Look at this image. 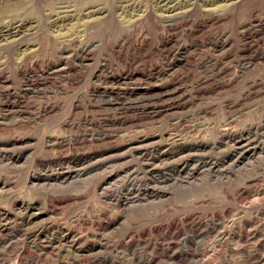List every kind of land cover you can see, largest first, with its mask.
Segmentation results:
<instances>
[{
    "label": "rangeland",
    "instance_id": "rangeland-1",
    "mask_svg": "<svg viewBox=\"0 0 264 264\" xmlns=\"http://www.w3.org/2000/svg\"><path fill=\"white\" fill-rule=\"evenodd\" d=\"M0 264H264V0H0Z\"/></svg>",
    "mask_w": 264,
    "mask_h": 264
},
{
    "label": "bare ground",
    "instance_id": "bare-ground-1",
    "mask_svg": "<svg viewBox=\"0 0 264 264\" xmlns=\"http://www.w3.org/2000/svg\"><path fill=\"white\" fill-rule=\"evenodd\" d=\"M170 2H171V1H170ZM170 2L167 1L166 4L168 5ZM164 3H165V2H164ZM164 5H165V4H164ZM164 5H163V6H164ZM164 7H165V6H164ZM171 8H172V7H171ZM179 8H180V7H179ZM167 9H169V8H167ZM174 11H175V10H174ZM60 26H61V25H60ZM8 34H9V33H8ZM10 34H11V33H10ZM7 41H8V40H7ZM209 227H210V226H209ZM212 231H213V230H212ZM219 238H220V237H219ZM219 238H218V239H219ZM192 239H193V238H192ZM220 244H221V243H220ZM220 244H219V245H220ZM219 250H220V249H219ZM214 251H215V250H214ZM201 262H202V261H201Z\"/></svg>",
    "mask_w": 264,
    "mask_h": 264
}]
</instances>
